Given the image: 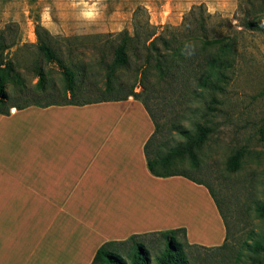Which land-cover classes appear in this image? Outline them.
<instances>
[{
  "label": "rangeland",
  "instance_id": "rangeland-1",
  "mask_svg": "<svg viewBox=\"0 0 264 264\" xmlns=\"http://www.w3.org/2000/svg\"><path fill=\"white\" fill-rule=\"evenodd\" d=\"M198 5L211 16L208 28H222L233 42L232 64L218 91L190 84L186 91L195 92V97H181L173 91L179 89L173 88L166 93L167 101L158 108L163 128L154 146L165 152L182 141L172 124L189 131L195 125L209 129L196 151L198 168L184 160L176 169L212 189L228 235L220 249L184 246L185 264H264V251L254 254L245 248L254 241L264 246V218L255 212L257 205L264 206V141L257 134L264 120V21L256 29L240 26L237 0H0V68L7 70L8 64L19 78L17 84L6 81L4 90L14 105L32 100L64 104L109 99L123 95L131 85L137 92L141 59L131 51H127V64L115 69L114 84L121 91L104 90L105 74L120 42L118 33L131 36L136 30L141 39L146 23L156 32L160 27L179 26L182 17ZM254 8L253 16L263 20L259 0H254ZM37 25L46 31H39L40 41L49 45L57 62H47L38 49ZM62 67L72 73L71 95L64 92ZM39 76L42 88L37 86ZM235 152L241 160L238 170L230 173L226 161ZM177 240L185 243L184 235L179 233ZM137 242L145 248L149 264H155L163 248L161 238L146 236ZM130 252V244L119 250L123 258Z\"/></svg>",
  "mask_w": 264,
  "mask_h": 264
},
{
  "label": "crops",
  "instance_id": "crops-1",
  "mask_svg": "<svg viewBox=\"0 0 264 264\" xmlns=\"http://www.w3.org/2000/svg\"><path fill=\"white\" fill-rule=\"evenodd\" d=\"M152 131L131 98L0 115V264H90L104 243L177 228L188 245L219 247L225 230L206 189L148 173ZM186 195L208 214L201 230L168 212Z\"/></svg>",
  "mask_w": 264,
  "mask_h": 264
},
{
  "label": "trees",
  "instance_id": "trees-1",
  "mask_svg": "<svg viewBox=\"0 0 264 264\" xmlns=\"http://www.w3.org/2000/svg\"><path fill=\"white\" fill-rule=\"evenodd\" d=\"M259 6L264 7V1L259 0ZM237 9L242 14L238 19L240 26L246 29L261 27V22L253 16L255 12L254 0H237ZM211 16L207 14L201 5L192 7L183 17L179 26L160 27L159 31L155 26L148 23L142 26L143 36L140 39L136 30L129 36L126 31L118 33L120 42L113 52L112 65L107 69L104 81V90L121 91V86H115V69L127 64V51L141 59V68L138 76L137 86L139 91L135 92L131 85L126 93L121 96L113 95L109 99L94 101H68L64 104L54 102L39 103V101H26L23 104H10V97L5 92L6 81L13 84L19 82L18 75L12 73L8 64L0 68V115H9V110H21L29 106L40 108L48 106H83L100 102L124 101L131 98L139 102L152 123L153 131L143 145V156L148 173L155 178L182 177L196 185L203 186L212 200L217 213L223 223L225 240L215 248H223L228 235V225L221 211L212 189L201 181L193 179L184 171H177L176 165L184 160L188 161L193 169H197L196 151L204 143L209 129L195 125L193 131L182 128L178 124H172L175 134L182 140L165 152L161 147L154 146L158 136L161 134L163 123L160 122L159 105L167 101V94L171 89L181 97L192 96L196 93L186 91L190 84L199 89L218 91L226 81V73L232 64L233 42L219 29L208 28V20ZM39 31H46L37 25L35 36L37 46L47 62H57V59L47 43L40 41ZM209 37V39H206ZM138 46L140 50H138ZM64 79V92L69 95L73 93L72 73L67 67H62ZM42 78L39 76L37 86L42 88ZM170 88V89H168ZM19 93L21 92L18 91ZM258 138L264 141V120L257 130ZM241 154L235 152L226 161V170L230 173L239 168ZM255 212L258 218H264V206L257 205ZM185 231L183 228L156 231L141 235H131L123 241L107 242L100 245L95 251L90 264H149L146 250L137 239L146 236H157L163 241V248L160 254L155 257V264H185L183 247H196L177 240V235ZM125 244H130V254L121 256L119 250ZM198 248V247H197ZM245 248L251 253L264 251V246L259 242L246 244ZM206 249V248H204Z\"/></svg>",
  "mask_w": 264,
  "mask_h": 264
},
{
  "label": "bare ground",
  "instance_id": "bare-ground-1",
  "mask_svg": "<svg viewBox=\"0 0 264 264\" xmlns=\"http://www.w3.org/2000/svg\"><path fill=\"white\" fill-rule=\"evenodd\" d=\"M185 198L186 203L184 205H178V207L173 208V210L172 207L169 206L168 212L191 223L196 230L197 228L199 229L207 225L208 214L204 210L203 204L198 202L197 198L194 196L186 195Z\"/></svg>",
  "mask_w": 264,
  "mask_h": 264
}]
</instances>
